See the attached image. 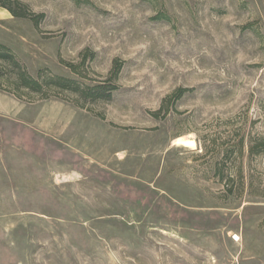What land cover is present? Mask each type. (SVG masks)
<instances>
[{
    "label": "rangeland",
    "instance_id": "rangeland-1",
    "mask_svg": "<svg viewBox=\"0 0 264 264\" xmlns=\"http://www.w3.org/2000/svg\"><path fill=\"white\" fill-rule=\"evenodd\" d=\"M19 1L77 92L0 89V264H264V0Z\"/></svg>",
    "mask_w": 264,
    "mask_h": 264
},
{
    "label": "trees",
    "instance_id": "trees-1",
    "mask_svg": "<svg viewBox=\"0 0 264 264\" xmlns=\"http://www.w3.org/2000/svg\"><path fill=\"white\" fill-rule=\"evenodd\" d=\"M0 8L5 9L15 19H28L37 25L40 16H29L25 6L19 0H0ZM0 63L3 67H9L14 78L0 76V89L4 88L17 99H23L33 95L45 96L48 90L59 92H77V88H71V81L58 76H53L42 82L28 75L16 61L13 54L3 45H0ZM72 66H70L71 68ZM6 69V68H5ZM249 153L254 154V149L249 148Z\"/></svg>",
    "mask_w": 264,
    "mask_h": 264
},
{
    "label": "bare ground",
    "instance_id": "bare-ground-1",
    "mask_svg": "<svg viewBox=\"0 0 264 264\" xmlns=\"http://www.w3.org/2000/svg\"><path fill=\"white\" fill-rule=\"evenodd\" d=\"M173 146L186 148V149H195V142L190 137H177L172 141Z\"/></svg>",
    "mask_w": 264,
    "mask_h": 264
},
{
    "label": "crops",
    "instance_id": "crops-1",
    "mask_svg": "<svg viewBox=\"0 0 264 264\" xmlns=\"http://www.w3.org/2000/svg\"><path fill=\"white\" fill-rule=\"evenodd\" d=\"M8 13L5 9L0 8V14Z\"/></svg>",
    "mask_w": 264,
    "mask_h": 264
}]
</instances>
